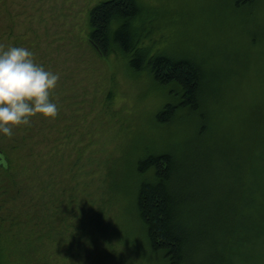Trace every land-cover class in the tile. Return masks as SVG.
Segmentation results:
<instances>
[{
    "label": "rangeland",
    "instance_id": "1",
    "mask_svg": "<svg viewBox=\"0 0 264 264\" xmlns=\"http://www.w3.org/2000/svg\"><path fill=\"white\" fill-rule=\"evenodd\" d=\"M5 1L13 34L1 47L26 48L60 79L50 94L55 119L32 117L10 138L0 132L14 186L0 197V264H160L134 203L139 185L154 181L138 162L163 152L175 159L189 231L251 224L204 209L231 205L242 191L236 179L253 178L248 129L264 122V0H137V49L190 60L203 74L198 111L178 109L165 122L158 113L177 104L179 89L88 41L90 11L105 0Z\"/></svg>",
    "mask_w": 264,
    "mask_h": 264
},
{
    "label": "trees",
    "instance_id": "2",
    "mask_svg": "<svg viewBox=\"0 0 264 264\" xmlns=\"http://www.w3.org/2000/svg\"><path fill=\"white\" fill-rule=\"evenodd\" d=\"M6 2L0 0V47L13 34V28L7 25L11 18ZM140 13L137 0L100 2L90 11L88 41L102 57L121 52L130 56L129 64L133 70L146 66L158 84L175 85L179 89L178 93L173 92L177 104L169 103L158 113L160 122L170 120L178 109L198 111L204 80L201 69L190 60H173L164 55L147 57L137 49L133 24ZM114 21L119 25L111 34ZM249 127L253 178L242 181L239 174L232 173L239 176L236 181L242 189L234 195L232 204L222 206L221 210H218V203L204 209L210 214L207 217H251L248 226L244 222L233 225L223 221L217 233H212L216 223L205 224L195 232L189 231L181 224L185 202L176 195L173 186L177 173L174 156L163 152L148 155L138 162L139 174L152 172L154 181L139 185L134 208L145 229L148 248L160 264H264V122L254 121ZM0 151L3 155L0 197L5 201L14 194V186L9 180L10 162Z\"/></svg>",
    "mask_w": 264,
    "mask_h": 264
},
{
    "label": "clouds",
    "instance_id": "3",
    "mask_svg": "<svg viewBox=\"0 0 264 264\" xmlns=\"http://www.w3.org/2000/svg\"><path fill=\"white\" fill-rule=\"evenodd\" d=\"M60 77L35 63L23 47H0V132L11 137L13 129L30 125L32 117L55 119L58 108L51 102Z\"/></svg>",
    "mask_w": 264,
    "mask_h": 264
},
{
    "label": "water",
    "instance_id": "4",
    "mask_svg": "<svg viewBox=\"0 0 264 264\" xmlns=\"http://www.w3.org/2000/svg\"><path fill=\"white\" fill-rule=\"evenodd\" d=\"M2 160H3V155H2V152L0 151V164H1V165H3Z\"/></svg>",
    "mask_w": 264,
    "mask_h": 264
}]
</instances>
